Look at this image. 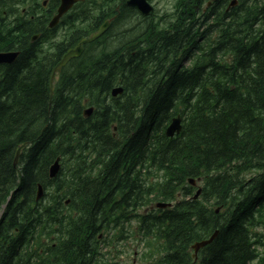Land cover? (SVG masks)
<instances>
[{
	"label": "trees",
	"instance_id": "1",
	"mask_svg": "<svg viewBox=\"0 0 264 264\" xmlns=\"http://www.w3.org/2000/svg\"><path fill=\"white\" fill-rule=\"evenodd\" d=\"M239 1L226 11L228 0H219L201 46L194 0H178L170 22L178 23L160 33L153 16L125 0H85L64 19L54 53L40 44L56 33L46 30L50 13L0 26V51L21 52L0 65V264H98L101 231L135 218L160 256L152 264H264V0ZM112 17L51 98L53 66ZM117 86L124 93L111 98ZM85 101L95 107L89 118ZM177 115L183 129L169 140L164 131ZM58 158L61 171L50 179ZM199 178L194 200L188 180ZM156 202L175 204L138 213ZM215 231L195 261L191 246Z\"/></svg>",
	"mask_w": 264,
	"mask_h": 264
},
{
	"label": "water",
	"instance_id": "2",
	"mask_svg": "<svg viewBox=\"0 0 264 264\" xmlns=\"http://www.w3.org/2000/svg\"><path fill=\"white\" fill-rule=\"evenodd\" d=\"M77 0H62V5L59 9L58 15L54 18L51 26H53L55 23L58 22L59 18L68 11V9L71 7V5ZM127 5H129L131 8H135L138 11L141 12L142 15L147 16L152 11V8L147 4V0H128ZM107 29V23L99 30V32L95 35H93L90 39H84L81 41L79 46L75 50H71L68 55L78 57L80 56L82 52V45L85 43H89L91 41H94L97 39L105 30ZM15 53H0V64L2 63H11L16 58ZM68 58H64L61 65H64ZM117 92H121V90H117ZM181 130L180 126V120L174 119L171 126L167 129V136L173 137L175 133H179ZM20 150L17 152L15 163L17 162L18 156H19ZM59 168L58 161L52 166L51 168V176L56 175V172ZM217 232L207 241H203L200 243H197L193 246V249L197 252L200 248L204 247L205 245H208L211 243V241L216 236Z\"/></svg>",
	"mask_w": 264,
	"mask_h": 264
},
{
	"label": "rangeland",
	"instance_id": "3",
	"mask_svg": "<svg viewBox=\"0 0 264 264\" xmlns=\"http://www.w3.org/2000/svg\"><path fill=\"white\" fill-rule=\"evenodd\" d=\"M158 5L161 13L172 12L174 3L176 0H154ZM176 4V3H175ZM156 19L162 26L167 25L168 21H173V19L164 18L163 15L157 13ZM201 186V184H199ZM154 207V206H153ZM148 209H154L152 206H149ZM1 218V212H0ZM127 228V236L128 238L124 241H121L118 246V251L123 252L119 261L121 264H145L143 260H141V255L143 252V244L140 242V236L136 235L137 223L133 221ZM106 252V250L104 251Z\"/></svg>",
	"mask_w": 264,
	"mask_h": 264
},
{
	"label": "bare ground",
	"instance_id": "4",
	"mask_svg": "<svg viewBox=\"0 0 264 264\" xmlns=\"http://www.w3.org/2000/svg\"><path fill=\"white\" fill-rule=\"evenodd\" d=\"M104 1L108 2V0H99L100 5H101L102 2H104ZM177 2H178V1H177ZM177 2H176V4H177ZM192 3H194V2H192ZM176 4H175V6H176ZM153 17L155 18V20H157V19H156V15H154ZM170 22H171V21L169 20L168 23H167V25H165V26H162V25L159 23V21H158V23H155V25L159 28V31H158V32L160 33V31H164L163 29H165V28H169V29L171 30V29H172L171 26L173 27L175 24L178 23V22H177V19H176V21H175L174 23H170ZM21 24H22V23H21ZM110 28H111V24H109V25L107 26V29H106L105 33H104V34H103V35H102L97 41H99L100 39H102V38L104 37V35L110 30ZM172 30H173V29H172ZM94 42H96V41H94ZM91 43H93V41H91ZM87 44H90V43H85V46H86ZM68 49H71V48H67L66 50H68ZM80 58H81V57H80ZM57 65H58V62L53 66L50 75H53V73H54V71H55ZM121 95H122V94H120V92H117V88H115V89L112 90L110 96H111V98H118V97L121 96ZM181 119H182V117H181ZM16 155H17V153H15V157H16Z\"/></svg>",
	"mask_w": 264,
	"mask_h": 264
},
{
	"label": "flooded vegetation",
	"instance_id": "5",
	"mask_svg": "<svg viewBox=\"0 0 264 264\" xmlns=\"http://www.w3.org/2000/svg\"><path fill=\"white\" fill-rule=\"evenodd\" d=\"M51 1H54V2H57L59 3L60 1H57V0H48V4L51 5ZM10 4L12 6H10ZM19 3L17 4V8H20V6H18ZM48 5V6H49ZM1 6H2V9H1ZM47 7V3L44 5L43 4V8H46ZM15 8V5L12 4V1L11 0H0V13L2 12L3 14H7V13H12L13 12V9ZM76 9V8H75Z\"/></svg>",
	"mask_w": 264,
	"mask_h": 264
}]
</instances>
